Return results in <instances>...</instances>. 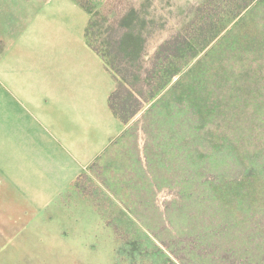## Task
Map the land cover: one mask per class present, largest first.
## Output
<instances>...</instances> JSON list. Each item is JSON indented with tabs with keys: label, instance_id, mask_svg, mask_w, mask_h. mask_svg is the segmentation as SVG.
Returning a JSON list of instances; mask_svg holds the SVG:
<instances>
[{
	"label": "rangeland",
	"instance_id": "obj_1",
	"mask_svg": "<svg viewBox=\"0 0 264 264\" xmlns=\"http://www.w3.org/2000/svg\"><path fill=\"white\" fill-rule=\"evenodd\" d=\"M86 1L107 26L132 17L145 59L190 22L207 25L163 78L132 77L141 108L53 198L0 182V264H264V0ZM0 17L1 59L14 22H71L74 39L91 12L0 0Z\"/></svg>",
	"mask_w": 264,
	"mask_h": 264
},
{
	"label": "crops",
	"instance_id": "obj_2",
	"mask_svg": "<svg viewBox=\"0 0 264 264\" xmlns=\"http://www.w3.org/2000/svg\"><path fill=\"white\" fill-rule=\"evenodd\" d=\"M24 23L14 22L15 43L0 59V182L22 180L48 200L90 168L123 122L109 104L116 80L87 43L88 22L74 39L71 22ZM9 26L0 17V37Z\"/></svg>",
	"mask_w": 264,
	"mask_h": 264
},
{
	"label": "trees",
	"instance_id": "obj_3",
	"mask_svg": "<svg viewBox=\"0 0 264 264\" xmlns=\"http://www.w3.org/2000/svg\"><path fill=\"white\" fill-rule=\"evenodd\" d=\"M77 1L82 7L91 12V17L85 30L87 43L103 58L106 68L112 73L117 83L109 98L110 107L117 118L123 123H128L137 114L142 105L139 102V96L137 99L133 96L139 90L134 88L135 83H133L132 77L137 78V76L144 74L146 83L159 75L163 78L165 70L160 65L165 66L166 62L171 61L172 58L175 59L178 56H182L184 50L192 48L190 39L192 38L196 42V35L202 32L207 23L190 22L183 29L178 30L166 39L151 58L145 59V41L141 35L142 31L137 29L135 22L127 20L129 18L132 19V17L126 16L127 18L123 23L114 20V22H110L112 26H107L99 21V10L94 14V8L88 5V1ZM209 2L211 0H205L204 4ZM212 23L210 22L209 25ZM103 28L109 29L105 32L102 31ZM166 66L167 68L170 67L169 64ZM127 85H131L127 95L135 99L136 106H129L128 100L130 98L126 96L123 98V92L120 91V87H127ZM138 95L142 96V92L141 94L139 92ZM143 95L149 100L153 93L151 95Z\"/></svg>",
	"mask_w": 264,
	"mask_h": 264
}]
</instances>
